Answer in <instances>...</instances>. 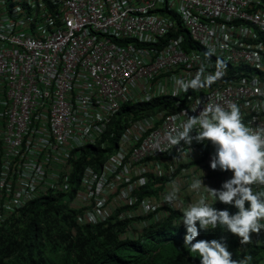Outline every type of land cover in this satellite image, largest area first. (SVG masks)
<instances>
[{
  "label": "built area",
  "instance_id": "obj_1",
  "mask_svg": "<svg viewBox=\"0 0 264 264\" xmlns=\"http://www.w3.org/2000/svg\"><path fill=\"white\" fill-rule=\"evenodd\" d=\"M262 5L264 0H0V227L35 199L74 188L73 158L98 142L111 146L110 122L125 104L184 99L172 110L132 114L100 170L84 168L70 198L81 224H99L125 207L132 217L164 206L163 190L143 198L138 192L213 146L195 140L198 128L190 145L168 140L208 105L227 110L235 104L245 126L264 129V78L230 74L222 64L263 71ZM178 21L196 47L175 35ZM197 79L203 87L185 90ZM263 190L258 183L256 191ZM263 241V233H251L241 249Z\"/></svg>",
  "mask_w": 264,
  "mask_h": 264
},
{
  "label": "trees",
  "instance_id": "obj_2",
  "mask_svg": "<svg viewBox=\"0 0 264 264\" xmlns=\"http://www.w3.org/2000/svg\"><path fill=\"white\" fill-rule=\"evenodd\" d=\"M175 35H184L186 46L196 47L187 30L180 21ZM210 60L215 57L205 54ZM222 60V59H221ZM219 63V62H218ZM221 64V63H219ZM230 74L247 75L258 72L264 78V72L247 65L233 66L222 62ZM245 72V74H241ZM203 87L198 84L193 89ZM184 101L182 96H163L135 105L125 104L114 115L109 128L114 135L109 138L111 146L102 148L98 142L81 149L73 158L74 170L71 182L74 185L69 195L80 186L83 170L92 165L100 170L103 162L113 152L122 130L129 117L133 115H150L161 109L172 110L176 101ZM166 177H154L138 195L140 198L152 197L164 189ZM256 194L264 195V191ZM63 193L46 195L35 199L11 216L0 227V264H200L198 253L191 251L184 244L187 234L182 223L183 209L168 205L159 207L152 214L127 216L131 207L117 211L108 220L96 225L80 224L77 220L78 210L70 207L69 199L63 200ZM217 210H228L235 214L238 209L233 205L215 202L209 204ZM246 207H248L246 203ZM142 222L137 228L135 222ZM261 223V221H260ZM198 240L212 239L226 243L232 258L244 264H252L264 256V245L248 244L242 251L241 238L218 226L208 230L199 229Z\"/></svg>",
  "mask_w": 264,
  "mask_h": 264
},
{
  "label": "clouds",
  "instance_id": "obj_3",
  "mask_svg": "<svg viewBox=\"0 0 264 264\" xmlns=\"http://www.w3.org/2000/svg\"><path fill=\"white\" fill-rule=\"evenodd\" d=\"M198 84V79L193 80L190 84H185L184 88H195ZM181 127L182 131L168 136L171 145H178L181 141L190 145L193 140L190 133L198 128L195 140L210 141L215 147V155L210 162L211 169L219 168L233 173L232 178L222 184L221 190L204 186L202 179L194 181L191 188L198 191L204 187L214 201L218 200L238 209L235 214H230L228 210H217L205 198L189 203L182 213V223L187 232L184 244L192 252L198 253L200 264H244L243 261L238 262L232 258L226 243L221 240H198L197 224L201 230H208L209 226L212 229L226 227L227 231L241 238L242 244L250 240L251 233H259L264 228V195L256 194L251 187L255 183L264 184V129L253 131L245 126L239 107L235 104H231L227 110L210 104L198 115L190 116ZM176 192L178 189H174L165 199L173 201ZM68 199L72 207V200Z\"/></svg>",
  "mask_w": 264,
  "mask_h": 264
},
{
  "label": "crops",
  "instance_id": "obj_4",
  "mask_svg": "<svg viewBox=\"0 0 264 264\" xmlns=\"http://www.w3.org/2000/svg\"><path fill=\"white\" fill-rule=\"evenodd\" d=\"M214 155L215 147L210 146V149H208L204 155L202 154L200 158H196L197 156L185 157L188 161L184 165L178 167L177 173L174 176H168L169 179L165 181V187L162 189L163 197L159 200L164 202L165 205H172L174 208H180L183 210L189 203L197 202L201 198H205L208 204L219 202L218 200L214 201L204 187H201L198 191L191 188V184L194 181L202 179L204 186L221 190L222 184L232 178L233 173L231 171H222L219 168L216 170L211 169L210 162ZM169 156L171 155L166 156L164 161L166 169H168L169 164L172 162V159L169 158ZM257 186L258 183L251 186L253 192H257ZM174 189H178V192H176V198L169 202L165 197L171 194ZM262 225H264V221L262 222ZM260 232L264 235V228H262ZM261 244L264 245V241ZM246 249L247 248H245V250ZM252 264H264V256Z\"/></svg>",
  "mask_w": 264,
  "mask_h": 264
},
{
  "label": "rangeland",
  "instance_id": "obj_5",
  "mask_svg": "<svg viewBox=\"0 0 264 264\" xmlns=\"http://www.w3.org/2000/svg\"><path fill=\"white\" fill-rule=\"evenodd\" d=\"M261 68H262V70L264 71V63L261 65ZM73 190V186H72V184L69 186V188L67 189V192L66 193H64V195H63V200H66L68 197H69V195L71 194V191ZM133 210H135V211H137V208H135V209H133ZM136 215V214H135ZM142 222H139V221H136L135 222V225H137V228L138 229H140L139 228V226H140V224H141Z\"/></svg>",
  "mask_w": 264,
  "mask_h": 264
}]
</instances>
